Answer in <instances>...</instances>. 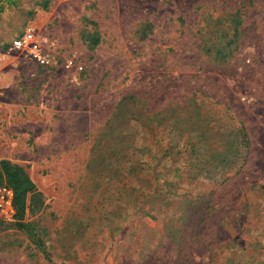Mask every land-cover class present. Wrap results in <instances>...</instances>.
<instances>
[{"label":"rangeland","instance_id":"1","mask_svg":"<svg viewBox=\"0 0 264 264\" xmlns=\"http://www.w3.org/2000/svg\"><path fill=\"white\" fill-rule=\"evenodd\" d=\"M11 1L0 264H264V0Z\"/></svg>","mask_w":264,"mask_h":264},{"label":"trees","instance_id":"2","mask_svg":"<svg viewBox=\"0 0 264 264\" xmlns=\"http://www.w3.org/2000/svg\"><path fill=\"white\" fill-rule=\"evenodd\" d=\"M7 4L14 5L11 0H5ZM4 185V186H3ZM5 187L12 191V206L17 212L19 218L23 216L24 212V199L25 196L33 191L34 184L24 172V170L16 165H12L7 160L0 161V188ZM30 224H22V228L29 230Z\"/></svg>","mask_w":264,"mask_h":264},{"label":"built area","instance_id":"3","mask_svg":"<svg viewBox=\"0 0 264 264\" xmlns=\"http://www.w3.org/2000/svg\"><path fill=\"white\" fill-rule=\"evenodd\" d=\"M33 39H34L33 31L31 29H27L22 38L16 39L12 42L11 48L12 49H21V48L27 47V45L29 46V44H31ZM7 193L10 197V193L9 192H7ZM0 198H1L0 206H2V204L6 203V205H8V207H10V200L5 201L4 200L5 197L3 195Z\"/></svg>","mask_w":264,"mask_h":264}]
</instances>
